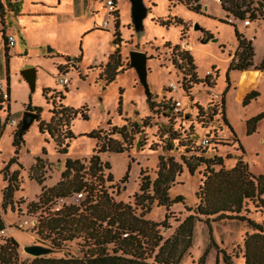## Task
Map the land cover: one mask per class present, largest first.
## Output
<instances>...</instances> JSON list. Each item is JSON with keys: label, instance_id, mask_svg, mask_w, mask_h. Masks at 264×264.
I'll return each mask as SVG.
<instances>
[{"label": "rangeland", "instance_id": "374dc122", "mask_svg": "<svg viewBox=\"0 0 264 264\" xmlns=\"http://www.w3.org/2000/svg\"><path fill=\"white\" fill-rule=\"evenodd\" d=\"M15 1L0 0V15L2 12L3 18L8 17L4 37L16 39L14 47L6 51L0 34V85L9 93L8 113L3 111L4 105L0 110V215L5 224L1 237L17 242L20 263L29 264L33 259L23 252L25 247L42 245L31 233L37 219L27 212V205L35 201L43 188H53L60 181L66 160L87 159L96 146L95 140L80 135L101 130L103 137L109 136L114 127L126 128L131 136L129 149L122 154L100 155V160L109 164L110 170L106 173L113 177L112 183L106 184L110 187L108 193L117 202L132 207L133 196L139 193L142 171L153 182L160 158L172 159L180 166L169 196L171 199L182 197L183 202L172 204L167 211L156 202L149 206L148 212L139 207L135 211L137 216L143 213L145 220L155 223L171 214L168 220L171 229L160 230L164 239L172 235L179 223L176 220L182 221L190 214L187 209L193 210L198 203L195 194L202 184L205 166L199 164L190 174L184 164L186 160L197 163L195 159L221 157L224 168L231 170L241 156L235 136L243 148L248 171L256 177L264 176V120L257 124L253 134L246 132V122L264 114V72L258 85L248 90L238 104L242 72L229 71L237 43L233 28L219 22L227 14L217 0H201V14L182 5L170 6L169 0H143L148 14L140 32L132 25L129 0H119L114 12L106 6L107 0H20L19 12L14 9ZM167 17L179 18L185 25L165 28L154 22ZM232 23L238 33L252 42L253 64L257 66L264 59V16L256 22L232 20ZM195 25L200 29L195 31ZM206 34L211 35L209 40ZM115 38L120 40L119 60L124 72L106 85L101 72L116 50ZM204 38L207 42L202 45ZM174 46L180 47L178 54L189 53L196 70L179 57L176 58L178 66L172 64ZM132 51L145 53L148 58L149 98L135 70L130 68ZM27 69L35 71L33 91L20 75ZM251 70L255 69L247 71ZM206 76H210L211 88L204 83H193L194 77L203 81ZM59 77L68 81L67 92L58 85ZM252 91L257 97L243 105L244 98ZM61 105L78 112L73 120L59 116L54 122L57 135L64 137L70 130L75 137L64 141L62 148L68 145L65 154L48 133L41 134L38 129L40 122H50L52 112ZM28 106L41 112L22 137L17 149L18 164L8 170L7 178L17 172L18 190L11 198L4 199L7 182L2 170L15 156L13 137L20 130L22 113ZM222 111L232 131L224 124ZM81 115L87 120H82ZM9 120L16 124L8 126ZM109 137L121 141L118 135ZM203 139L209 141L206 147L200 145ZM248 218L257 223L263 221L251 207ZM246 233H251V229L236 221L211 222L210 227L204 222L196 223L191 247L179 264H199L205 251L208 253L204 264H224V254L231 257L233 264H243ZM81 256L77 241L65 244L61 250L53 249L47 255L56 259Z\"/></svg>", "mask_w": 264, "mask_h": 264}, {"label": "trees", "instance_id": "16d2710c", "mask_svg": "<svg viewBox=\"0 0 264 264\" xmlns=\"http://www.w3.org/2000/svg\"><path fill=\"white\" fill-rule=\"evenodd\" d=\"M111 1L116 7V0ZM200 1L169 0V5H182L195 14H201ZM217 1L220 3L222 11L227 14L226 19L219 20V22L233 28L237 43L229 71L240 73L254 68L264 72V59L254 66L252 42L247 40L243 34L238 33L236 26L232 23V20H248L249 22L262 20L264 0ZM19 5L20 1L16 0L14 5L16 12H19ZM230 19L232 20L229 21ZM154 22L165 28L185 25L179 18L167 17L154 20ZM181 34L184 35V30ZM206 37L209 40L211 35L206 34ZM4 42L6 44L5 37ZM206 42L204 38L200 43L205 45ZM119 43L120 40L115 38L113 44L116 46V50L108 57L101 72L106 85L112 83L118 75L124 72L119 60ZM166 47L170 48V46ZM5 49L7 50L6 45ZM171 49L173 65L178 66L176 58L179 57L189 68L196 70L192 57L187 51L178 54L179 46H174ZM209 79L210 76H206L203 81L194 77L193 83H204L211 88L212 84ZM226 84L229 87L228 76ZM63 88L67 92V89ZM256 97L257 93L252 91L246 95L242 104L245 105ZM61 100H64L63 96ZM221 103V108H223V97ZM1 105H4L3 111L8 113L9 100L2 101L0 99V110H2ZM59 108L52 112L53 117L50 122H40L38 129L41 134L48 133L59 147L60 152L65 154L68 145L62 148L64 141L74 140L75 137L70 130L64 137L57 135L58 129L57 126H54V122L59 116L73 120L78 112L65 108L63 105ZM27 110L37 114L41 112L40 109L30 106L27 107ZM222 118L224 124L231 130L223 111ZM81 119L87 120V117L81 115ZM262 120H264V114L249 119L246 122L247 135L253 134L257 124ZM24 134L20 130L15 132L12 141V145L16 149L15 156L2 170L4 180L7 182L3 192L4 199L11 198L12 194L18 190L17 172H13L9 178L7 175L9 168L18 164L17 149L22 143ZM101 134L102 131L98 130L80 135V137L96 141V146L89 158L66 160L60 181L53 188H43L35 201L27 205V212L36 216L37 219L35 225L31 227V233L41 241V246L52 251L53 249L61 250L65 244L77 241L82 256L58 259L47 256L32 257L29 264H179L191 247L196 223L204 222L207 227H210L211 222L217 221L245 223L251 229V233L244 235L243 264H264V176L256 177L248 171L247 164L243 161V148L235 136L233 139L238 144L241 156L237 159L233 169H225L221 157L195 159L197 163H192L190 160L184 162L190 174L200 166L199 164L205 166L202 184L195 194L198 203L193 210L187 209L190 214L182 221L176 220L179 223L172 235L164 239L160 230L171 229L168 223L171 214H166L162 222L155 223L145 220L143 213L137 216L135 211L139 207L140 210L145 209L148 212L149 206L154 202L158 207H163L167 211L172 204L183 202L182 197L171 199L169 196V190L181 170L180 166L172 159L160 158L156 178L153 182L143 171L140 173L139 193L133 196L134 207L130 204L117 202L108 193L110 187H106L107 183L113 181L112 174L106 173L110 170V166L108 163L101 162L100 155L126 152L131 146V136L127 134L125 127L119 129L114 127L109 134V136L118 135L121 141L109 136L102 137ZM126 143H128V147H125ZM216 167H218L217 170ZM124 182L125 179L120 181L121 184ZM78 194H82L83 198L75 203L73 198ZM61 201L62 203H60ZM250 207L255 214H259L263 218L262 222L257 223L248 218ZM4 231L5 224L0 215V264H25L19 262L17 242L12 238L1 237ZM207 253L205 251L199 264H204ZM223 262L224 264H233L231 257L226 254H224Z\"/></svg>", "mask_w": 264, "mask_h": 264}, {"label": "water", "instance_id": "95a60500", "mask_svg": "<svg viewBox=\"0 0 264 264\" xmlns=\"http://www.w3.org/2000/svg\"><path fill=\"white\" fill-rule=\"evenodd\" d=\"M131 4V19L132 25L136 32H140L143 29V20L148 14V9L145 7L143 0H129ZM200 28L195 25L194 30L197 31ZM147 61L148 58L145 53L132 51L129 53V65L134 69L139 84L144 88L147 98L150 97V90L147 82ZM21 78L27 83L29 89L33 91L35 89V71L33 69H27L20 73ZM38 120V114L30 111H24L21 118L20 132L26 133L31 126ZM23 252L33 258H41L51 254L53 251L49 248L32 245L25 247Z\"/></svg>", "mask_w": 264, "mask_h": 264}, {"label": "built area", "instance_id": "2783aa9c", "mask_svg": "<svg viewBox=\"0 0 264 264\" xmlns=\"http://www.w3.org/2000/svg\"><path fill=\"white\" fill-rule=\"evenodd\" d=\"M106 6L108 7V9L112 12L115 11V5L111 0H107L106 2ZM246 25H248V23H246ZM6 48H12L14 47L15 43H16V39L13 36H6ZM68 84V81L66 80V78L64 77H59L58 79V85L61 87H66V85ZM174 88V87H172ZM0 99L2 101H8L9 100V93L8 91L4 90L2 85H0ZM179 103L176 104L177 107H179ZM176 111H179V109L177 108ZM8 126H14L16 123L14 120H9L8 121ZM209 144V141L207 139H203L200 143V145L202 147H206ZM82 199V194H78L73 198V201L75 203L79 202ZM62 203V201L60 202Z\"/></svg>", "mask_w": 264, "mask_h": 264}, {"label": "bare ground", "instance_id": "6f19581e", "mask_svg": "<svg viewBox=\"0 0 264 264\" xmlns=\"http://www.w3.org/2000/svg\"><path fill=\"white\" fill-rule=\"evenodd\" d=\"M190 50V46H187ZM261 73L259 71H247L243 72L241 75V88L236 99V102L239 104L243 95L250 89L255 88L259 83V77Z\"/></svg>", "mask_w": 264, "mask_h": 264}, {"label": "crops", "instance_id": "0c3cea01", "mask_svg": "<svg viewBox=\"0 0 264 264\" xmlns=\"http://www.w3.org/2000/svg\"><path fill=\"white\" fill-rule=\"evenodd\" d=\"M20 1V0H19ZM75 2H76V0H74ZM78 1V0H77ZM214 1H216V0H214ZM118 2H119V0H116V7H117V5H118ZM217 3L220 5V3L217 1ZM20 7H21V1H20V5H19V10H20ZM20 16H22L21 14L20 15H18V16H15L16 18L17 17H20ZM12 17V16H11ZM6 18H8V17H4L3 18V13L1 12V15H0V34H2L3 35V37L6 35V31H7V29H8V23L6 22L7 21V19ZM229 21H231V20H229ZM16 44V43H15ZM4 47H5V45H4ZM6 51H8V49L6 50ZM252 71V70H251ZM254 71H256V70H254ZM260 72V71H259ZM243 73V72H242ZM242 73H241V75H242ZM261 73V75H262V72H260ZM261 75H260V77H261ZM259 77V78H260ZM240 80H241V78H240Z\"/></svg>", "mask_w": 264, "mask_h": 264}, {"label": "flooded vegetation", "instance_id": "af4514ba", "mask_svg": "<svg viewBox=\"0 0 264 264\" xmlns=\"http://www.w3.org/2000/svg\"><path fill=\"white\" fill-rule=\"evenodd\" d=\"M27 109V108H26ZM27 111H29V110H27Z\"/></svg>", "mask_w": 264, "mask_h": 264}]
</instances>
